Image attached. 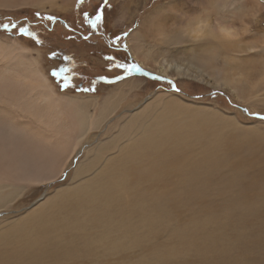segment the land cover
<instances>
[{
    "label": "bare ground",
    "instance_id": "1",
    "mask_svg": "<svg viewBox=\"0 0 264 264\" xmlns=\"http://www.w3.org/2000/svg\"><path fill=\"white\" fill-rule=\"evenodd\" d=\"M50 2L0 0V9L23 5L49 8ZM154 18L146 22L156 28L158 20ZM195 21H186L185 26ZM146 22L130 35L131 41L140 42ZM162 27L159 24L155 31ZM183 37L195 44L183 52L174 50L183 57L163 49L153 56L150 49L140 51L138 44L137 50L136 43L131 51L140 66L166 75L164 78H191L234 92L229 71L241 64L227 52L236 48L230 42L203 40L207 44L199 49L202 41ZM23 52L14 42H0V108L4 109L0 119V214L9 217L10 210L16 215L24 212L13 221H0V264H68L81 256L89 263L105 264V260L124 254L126 245L139 250L137 237L146 213L183 193L193 179L191 171L197 169L205 176L207 167L218 165L235 151L227 143L229 137L212 127L211 120L198 118L196 111L184 114V109L171 102L163 104L165 94L149 95L139 109L130 110L104 138L87 147L89 134L101 130L123 104V89L134 90L141 80L133 78L117 85L98 106L94 96L55 92L48 77L28 62ZM221 58L223 67L217 68L215 63ZM261 68L263 78L264 60ZM232 77L237 83L238 76ZM90 106L98 107V112L89 114ZM80 152L84 155L74 166L69 185L39 196L30 208L11 209L20 208L33 188L54 183ZM167 184L175 188H164Z\"/></svg>",
    "mask_w": 264,
    "mask_h": 264
},
{
    "label": "rangeland",
    "instance_id": "2",
    "mask_svg": "<svg viewBox=\"0 0 264 264\" xmlns=\"http://www.w3.org/2000/svg\"><path fill=\"white\" fill-rule=\"evenodd\" d=\"M196 2L199 5L197 8L192 6L193 0H107L108 15L110 16L109 19L107 18L105 26L106 29L108 28L109 34L100 32L98 28L96 29L97 35L92 32L88 33L90 30L85 26L83 13L94 12L95 7L105 3V0H82V2H78V0H51L52 5L49 8L31 7L30 5H26L28 7L23 5L2 8L0 9V24L5 20L7 23L10 21L21 26L27 23L30 30L36 35L35 38H32L12 34L16 30L4 33L5 31L0 29V42L3 44L10 41L23 47L25 59L36 64L37 68L44 72L58 94L94 96L98 98V106L108 91H114V87L117 88V85L133 78L141 80L138 88L129 91L126 88L123 89V94H125L121 100L123 104H120L119 110L117 109L111 113L113 117L101 130L89 134L87 147L95 145L100 139L104 138L110 127L111 130L114 124L116 125L119 119L121 120V117H127L130 110L139 109L143 105V100L151 95L154 97L156 94L158 96L165 94L163 104L164 102H171L178 109H184V114L187 111L192 115L191 112L196 111V114H194L195 112L193 114L198 115V118L203 117L211 120L212 127H216L215 129L223 137H229L230 140L227 143L235 151L233 150L232 153L222 158V162H218V165L203 169L204 171L206 169L205 173L202 171L204 175L207 173L205 176H213L216 182L212 184L204 182L202 184L204 188L203 186L200 189L198 187L200 191L196 198L198 200L202 198V201H200L201 199L197 201L196 198L193 201H183L184 204L181 205L183 210L192 214L193 217L189 230L199 235L204 241H219L222 247L227 246L229 237L238 234L248 241V246L242 255L232 259L234 261H246L248 264H264V121L242 111V109H247L250 113L256 112L264 115V77L260 78L262 61L264 60V54H262V52L264 53V15H261L260 22L253 25L249 35L244 37L245 42L231 43L236 48L235 52H227L230 58L241 64L236 69L241 72L240 75L237 74L235 69L229 71L234 85V92L191 78L177 79L171 75L167 77L179 89L178 92H174L167 81L154 80L140 73H134L132 77L116 81L114 78L122 75V71L116 68L109 71L108 63L100 57V54H107L108 50L114 51L111 49L119 48L121 52L127 53V62H135L140 66L139 61L134 57V52L131 51L135 43L136 47L137 44L139 45L140 51L150 49L149 51H152L150 53L153 56L163 49L168 51L169 54L174 53L178 57H183V55L181 56L182 53L177 52H183L184 48L189 49L190 46H195L193 42H186L188 40L183 37V27L187 24L186 21L203 18L208 19L213 26L217 22L225 23L228 19V9L233 4V0H196ZM174 4L175 8L173 9L172 5ZM191 10L193 11L191 12ZM37 11L42 15L55 16L57 20L53 23L54 25L46 20H43V24L26 20V16L30 17ZM163 13L169 14L168 17L164 14L166 17L164 16L165 19L162 18ZM183 13H187L189 16L182 19ZM122 14L125 16V20H123ZM148 17H155L154 19L158 20L155 24L156 28L148 25L146 22L149 20ZM222 20L223 22H221ZM144 21L147 24L141 30V33L142 31L145 32L142 34L141 43L131 41L130 35H133L141 24H145ZM172 22H175V24L170 30L172 32L170 38L164 41L155 40L157 26L161 24L163 25L162 28H165ZM102 29L104 30L103 27ZM78 34L89 36L88 41L81 40ZM180 35L184 39L179 38ZM116 36H121L122 39L117 44H112L111 41ZM37 40L40 43H37ZM206 44L203 41L199 42V49L204 48ZM124 45H127V50L124 49ZM174 50L177 52H174ZM216 63L217 68L223 67L222 58L218 59ZM140 67L154 76L166 77V75ZM60 68L67 69L64 75L71 77L72 86L76 87L83 83L80 86L81 89L92 87L95 80V91L83 92L77 89L76 92L73 87L63 90L58 89L53 80L57 78L51 73L53 70ZM235 75L239 78L236 79L237 83L232 77ZM100 76L113 79V83L109 84L106 81L99 80L98 77ZM250 84H252L253 89L248 86ZM213 93L216 94L213 95ZM166 94L172 96L166 97ZM130 102L131 104H129ZM96 108L90 106L88 113L98 112V107ZM116 119L118 120L116 121ZM217 154L214 153V155ZM83 155V152L73 155L69 163L70 167L64 170L54 183L33 188L29 191V196L24 197V200L18 205L20 206L19 209L16 206L11 209L19 211L23 207L30 208L39 196L47 195L48 192L51 193L58 188L69 185L73 168ZM201 177L204 176L201 175ZM170 185L163 186L164 188H175ZM200 192L204 194H200ZM11 211L9 217H5L6 213L1 212V223L4 219H6L5 222L13 221V219L19 218L24 213L20 212L16 215ZM126 246L124 254L113 256L111 258L113 260L102 262L107 264L109 261L111 263L113 261L117 264L122 259V264H157L159 257L156 253H145L134 249L135 246H131L132 248L129 245ZM82 257L76 258L77 260L70 261L68 264H96L92 260L93 263H89L90 260L87 257L83 259ZM114 259H117V261L119 259V262H115ZM171 259L175 260L176 264H207V262L213 260V255L209 247L203 246L195 253L186 250L182 255H174ZM86 261L88 262L85 263Z\"/></svg>",
    "mask_w": 264,
    "mask_h": 264
},
{
    "label": "snow or ice",
    "instance_id": "3",
    "mask_svg": "<svg viewBox=\"0 0 264 264\" xmlns=\"http://www.w3.org/2000/svg\"><path fill=\"white\" fill-rule=\"evenodd\" d=\"M82 2V0H78ZM107 5V0H105ZM85 23L89 24L92 29L100 28L105 22L107 17L103 9L98 8L94 16L84 13ZM35 17L40 20L49 22H56L57 18L53 15H42L39 11L35 12ZM0 29L5 32H10L15 29L17 35L35 38V33L30 30L27 23L23 26L16 23H3L0 24ZM127 35V33H125ZM71 38V37H70ZM85 41L89 36L82 37ZM122 39L121 36H116L111 43L117 44ZM40 43L39 40L36 41ZM127 50V45H124ZM55 55V53H53ZM104 59L108 62V70L120 69L122 75L114 78L116 81L124 80L125 78L132 77L134 73H140L144 76H152L154 80H164L162 76H154L146 72L135 62H117L111 55H106ZM67 71L65 68H60L52 71V75L57 78L61 89L71 87V77L64 75ZM99 80L113 83V79L100 76ZM96 81H93V86L78 90L83 92L95 91ZM172 87L174 92H178L172 81H167ZM216 93H213L215 95ZM247 115L256 117L264 121V115L256 112H248L247 109H242ZM4 116V109L0 108V119ZM193 179L183 193L177 195L175 198H169L161 201L158 205L153 207L146 213L143 219V227L141 234L137 237V245L140 251L145 253H156L159 257L157 264H176V261L171 259L174 255H182L186 250H191L195 253L203 246H207L212 250L213 260L207 264H248L246 261H234L235 257L242 255L243 251L248 246V241L238 234H234L227 240V246L222 247L219 241L208 242L204 241L199 235L190 231V225L193 222L192 214L187 213L182 208L184 200H194L199 194L198 185L206 182L207 184L215 183L216 180L213 176L208 175L201 177L199 170L194 169L192 172ZM10 251V250H9Z\"/></svg>",
    "mask_w": 264,
    "mask_h": 264
},
{
    "label": "clouds",
    "instance_id": "4",
    "mask_svg": "<svg viewBox=\"0 0 264 264\" xmlns=\"http://www.w3.org/2000/svg\"><path fill=\"white\" fill-rule=\"evenodd\" d=\"M193 7H199L196 0H193ZM261 15H264V0H233L232 6L228 9L226 23H217L215 26L206 19H196L195 23L185 26L183 34L193 41L212 40L214 42H245L244 37L248 36L253 25L260 22ZM189 16L183 13L181 18ZM175 22L156 32L154 39L164 41L170 38V31Z\"/></svg>",
    "mask_w": 264,
    "mask_h": 264
},
{
    "label": "trees",
    "instance_id": "5",
    "mask_svg": "<svg viewBox=\"0 0 264 264\" xmlns=\"http://www.w3.org/2000/svg\"><path fill=\"white\" fill-rule=\"evenodd\" d=\"M98 8H101V9H103L104 10V12H105V16L109 19V16L110 15H108V5H106L105 3H102V4H99V5H97L96 7H95V11L98 9ZM95 11L94 12H84V13H88L90 16H94L95 15ZM83 13V14H84ZM84 17V21H85V16H83ZM26 20H31V21H37L38 23H40V24H43V20H40V19H37L36 17H35V14H33L32 16H30V17H27L26 16ZM107 20V19H106ZM6 21V20H5ZM5 21H3V23H7V22H5ZM3 23H1V24H3ZM8 23H10V21L8 22ZM55 23V22H54ZM51 25H54L53 24V22H52V24ZM85 26L90 30L88 33H90V32H92L94 35H97L98 34V32H97V30L95 29H92L91 27H90V25L89 24H87V23H85ZM53 27V26H52ZM102 27L104 28V30L102 29ZM108 29V28H107ZM106 29V26H105V23L99 28V30H100V32H103V33H105V34H109L108 33V30ZM14 31H15V29H13ZM1 31H3V29H1ZM4 33H6V32H4ZM7 34H9V33H7ZM12 34H16V32H12ZM69 35H71V34H69ZM83 36H85L84 34L83 35H79L78 34V37L81 39V40H84L83 38H81V37H83ZM85 41V40H84ZM88 41V40H87ZM111 50H114V51H109L108 50V52H107V54H104V55H101L100 54V57H101V59L104 61V62H107L105 59H104V57L106 56V55H111V56H113L114 58H115V60L117 61V62H127V59H128V55H127V53H125V52H121V49H119V48H114V49H111ZM108 63V62H107ZM54 80V83L57 85V87H58V89H61V87H60V84L58 83V81H57V79H53ZM83 85V83H81L80 85H77L76 87L73 85V86H71V87H73V89L75 88V91L77 92V89H78V87L81 89V87L80 86H82ZM71 89V88H70Z\"/></svg>",
    "mask_w": 264,
    "mask_h": 264
},
{
    "label": "water",
    "instance_id": "6",
    "mask_svg": "<svg viewBox=\"0 0 264 264\" xmlns=\"http://www.w3.org/2000/svg\"><path fill=\"white\" fill-rule=\"evenodd\" d=\"M155 76H156V75H155ZM146 77H148V78H152V76H146ZM164 80H165V81H169L170 79L165 78Z\"/></svg>",
    "mask_w": 264,
    "mask_h": 264
},
{
    "label": "crops",
    "instance_id": "7",
    "mask_svg": "<svg viewBox=\"0 0 264 264\" xmlns=\"http://www.w3.org/2000/svg\"><path fill=\"white\" fill-rule=\"evenodd\" d=\"M128 32V31H127Z\"/></svg>",
    "mask_w": 264,
    "mask_h": 264
}]
</instances>
